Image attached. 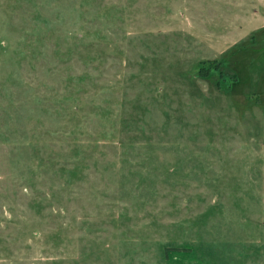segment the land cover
Here are the masks:
<instances>
[{"label": "rangeland", "instance_id": "rangeland-1", "mask_svg": "<svg viewBox=\"0 0 264 264\" xmlns=\"http://www.w3.org/2000/svg\"><path fill=\"white\" fill-rule=\"evenodd\" d=\"M0 264H264V0H0Z\"/></svg>", "mask_w": 264, "mask_h": 264}, {"label": "trees", "instance_id": "trees-1", "mask_svg": "<svg viewBox=\"0 0 264 264\" xmlns=\"http://www.w3.org/2000/svg\"><path fill=\"white\" fill-rule=\"evenodd\" d=\"M225 64V63H224ZM216 69H214L213 70V72L211 73L212 75H213V77L214 76H216L217 75V73H218V77H223L224 75H223V73H221L222 71L224 72V69L223 68H217V66L215 67ZM204 71V67L201 65H199V75H200V77H203V78H205V77H207V78H209L210 76H209V73L207 72H203ZM221 75H223V76H221ZM234 80H236L237 78H233ZM223 85H225V83L223 84Z\"/></svg>", "mask_w": 264, "mask_h": 264}]
</instances>
